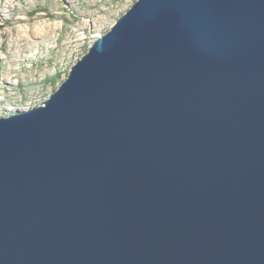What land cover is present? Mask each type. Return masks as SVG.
I'll use <instances>...</instances> for the list:
<instances>
[{
  "label": "water",
  "instance_id": "water-1",
  "mask_svg": "<svg viewBox=\"0 0 264 264\" xmlns=\"http://www.w3.org/2000/svg\"><path fill=\"white\" fill-rule=\"evenodd\" d=\"M0 264H264V0H136L0 112Z\"/></svg>",
  "mask_w": 264,
  "mask_h": 264
},
{
  "label": "rangeland",
  "instance_id": "rangeland-1",
  "mask_svg": "<svg viewBox=\"0 0 264 264\" xmlns=\"http://www.w3.org/2000/svg\"><path fill=\"white\" fill-rule=\"evenodd\" d=\"M135 1L0 0V109L42 104Z\"/></svg>",
  "mask_w": 264,
  "mask_h": 264
},
{
  "label": "trees",
  "instance_id": "trees-1",
  "mask_svg": "<svg viewBox=\"0 0 264 264\" xmlns=\"http://www.w3.org/2000/svg\"><path fill=\"white\" fill-rule=\"evenodd\" d=\"M20 96H24L22 93L18 94ZM6 109H0V112L5 111Z\"/></svg>",
  "mask_w": 264,
  "mask_h": 264
}]
</instances>
